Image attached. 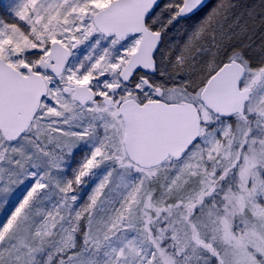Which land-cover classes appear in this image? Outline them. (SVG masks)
Masks as SVG:
<instances>
[{
  "label": "snow or ice",
  "instance_id": "6c2138e0",
  "mask_svg": "<svg viewBox=\"0 0 264 264\" xmlns=\"http://www.w3.org/2000/svg\"><path fill=\"white\" fill-rule=\"evenodd\" d=\"M0 11V264H264V0Z\"/></svg>",
  "mask_w": 264,
  "mask_h": 264
},
{
  "label": "rangeland",
  "instance_id": "374dc122",
  "mask_svg": "<svg viewBox=\"0 0 264 264\" xmlns=\"http://www.w3.org/2000/svg\"><path fill=\"white\" fill-rule=\"evenodd\" d=\"M232 2L234 4H237V5H240V4H249V5H251V4H254V3H258L259 0H232ZM0 16H3L6 21L9 20V18L7 16H4V13L2 11H0ZM262 33H264V28H261V27H257L255 29V33L254 34L250 33L251 41L253 42V47L254 48H256V46H258L260 44L261 38H262ZM168 38L169 37L166 34V39H168ZM176 39L179 40L180 37L176 36ZM255 54H258V49H257V52Z\"/></svg>",
  "mask_w": 264,
  "mask_h": 264
},
{
  "label": "flooded vegetation",
  "instance_id": "af4514ba",
  "mask_svg": "<svg viewBox=\"0 0 264 264\" xmlns=\"http://www.w3.org/2000/svg\"><path fill=\"white\" fill-rule=\"evenodd\" d=\"M215 0H212V2H214Z\"/></svg>",
  "mask_w": 264,
  "mask_h": 264
},
{
  "label": "water",
  "instance_id": "95a60500",
  "mask_svg": "<svg viewBox=\"0 0 264 264\" xmlns=\"http://www.w3.org/2000/svg\"><path fill=\"white\" fill-rule=\"evenodd\" d=\"M162 2H163V0H162Z\"/></svg>",
  "mask_w": 264,
  "mask_h": 264
},
{
  "label": "trees",
  "instance_id": "16d2710c",
  "mask_svg": "<svg viewBox=\"0 0 264 264\" xmlns=\"http://www.w3.org/2000/svg\"><path fill=\"white\" fill-rule=\"evenodd\" d=\"M261 43V42H260Z\"/></svg>",
  "mask_w": 264,
  "mask_h": 264
}]
</instances>
